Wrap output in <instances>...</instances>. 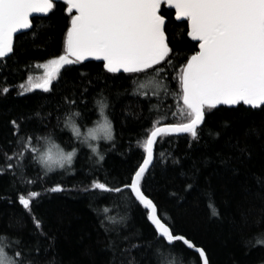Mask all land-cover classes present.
Returning a JSON list of instances; mask_svg holds the SVG:
<instances>
[{
    "label": "snow or ice",
    "instance_id": "obj_1",
    "mask_svg": "<svg viewBox=\"0 0 264 264\" xmlns=\"http://www.w3.org/2000/svg\"><path fill=\"white\" fill-rule=\"evenodd\" d=\"M60 3L66 16L62 53L37 64L43 69L42 76H27L18 91L24 96L40 89L48 94L43 98L48 106L40 105L26 115L11 118L14 139L0 153V176L9 175L17 193L15 200L7 202L23 210L21 222L23 216L31 219L35 239L27 242L18 232H0V264H60L55 255H48L50 250L54 252V244H44L53 238L44 231L43 218L36 213L37 200L42 198V191L66 190L63 182L43 187L56 170L72 176L83 171L75 166L82 147L88 150L89 170L86 179L74 187L96 198V218L104 242L101 251L107 256L104 264H181L187 259V250L198 254L192 256L195 264H210L207 249L178 232L170 214H160L146 184L150 175L155 179L152 170L157 163H165L163 151L159 157L156 155L158 144L187 136L188 151L184 155L189 156L202 139L214 110L223 108L233 113L234 119L225 118L220 129L210 131L213 140L237 121L248 119L256 111L264 112V0H0V62L14 55L17 33L36 27L33 14L50 21V14ZM165 6L174 10V18L165 15ZM170 23L182 26L181 39L186 34L192 42L190 54L176 50ZM41 27L50 30L54 25L49 22ZM36 36L37 32L32 31L33 40ZM89 60L102 64L94 78L80 72L75 81L63 79L62 69L66 66L83 65ZM115 81L120 83L116 85ZM99 83L103 86L93 95L99 121L82 132L87 122L89 90ZM57 86L61 89L60 100L54 101L50 97ZM114 87L117 98L130 96L138 105V111L122 113L121 123L131 121L142 129L143 139L137 138L142 159L109 181L97 178L102 170L112 175L104 167L109 151L121 156L133 151L129 146L125 153L116 142V114L111 101ZM9 91L7 86L2 88V94ZM57 130L70 131L71 150H61L52 143ZM101 138L108 143V150L102 151L92 143ZM253 141L264 150V123L245 127L240 136H228L223 144L226 151L215 154L231 176H237L252 159ZM169 159L173 166L181 164L175 153H170ZM204 162L194 161L191 175L179 173L187 176L183 193L196 186L198 165ZM253 176L254 186L241 183V196L244 200L252 197L258 204L240 203L236 214L222 212L216 205L210 181L205 193L209 196L210 215L238 233L244 255L264 248V170ZM171 196L178 207L183 196L176 192ZM121 197L126 199L121 201ZM114 201L126 213L133 206L142 208L154 229L152 236L145 238L134 228L129 215L119 219L111 215L109 205Z\"/></svg>",
    "mask_w": 264,
    "mask_h": 264
},
{
    "label": "trees",
    "instance_id": "obj_2",
    "mask_svg": "<svg viewBox=\"0 0 264 264\" xmlns=\"http://www.w3.org/2000/svg\"><path fill=\"white\" fill-rule=\"evenodd\" d=\"M165 15L173 17V11L164 8ZM50 21L47 18L34 17L33 23L36 27L17 34L14 37V55L6 61L0 62V153L8 146L9 141L14 137L11 135V118L21 117L30 113L40 105L48 106V100L43 99L46 95L40 89L26 93L24 96L18 95L19 84L26 81L27 76L34 78L41 77V68L36 65L46 62L53 54L62 53L63 33L66 25V16L63 12L62 3L58 4L53 14H50ZM52 23L54 27L50 30L43 29L41 26L46 23ZM181 25L170 23L168 25L170 36L176 43V50L181 53H189L192 49V42L184 35L180 36ZM32 31L37 32L33 40ZM102 69L101 62L86 61L83 65L66 66L62 69V77L66 80H77L80 72L90 73L93 78L95 74ZM116 85L120 82L115 81ZM173 84L175 82L173 81ZM9 87L10 91L2 94V88ZM102 83L96 87L90 88L87 103V122L84 127H91L98 119V109L93 100L94 93L102 87ZM61 89L57 86L56 93L50 97L51 100L59 101ZM111 101L115 107L114 134L116 142L121 150L127 153L129 146L133 149L130 155L121 156L111 153L107 155L104 167L110 170H102L97 177L101 180L111 181L117 174H125L133 165H136L142 159V151L137 149V138L143 139L142 129L138 124L128 121L122 125L121 115L125 110L138 111V105L133 102L130 96L117 98L116 88H113ZM225 118L234 119V114L223 108L213 112L208 117L207 125L202 132V139L195 145L189 156L184 153L187 150V136H180L179 139L170 138V142L157 145L156 155L163 151L164 164L157 163L152 170V175L148 178L146 191L154 202L158 205L160 214L167 217L169 214L175 221V227L178 232L186 233L198 246L207 249L210 258V264H262L264 262V248H255L248 255L242 253L239 244V235L229 228L227 223H221L210 215L208 184L210 181V192L214 193L215 203L222 212L228 211L232 214L237 213V205L244 203L246 205L258 204V201L252 197L247 200L242 199L241 183L255 185L253 173L259 174L264 170V150H262L258 141H253L255 151L252 159L247 162L240 173L233 177L229 174L215 154L223 149L224 140L230 136H240L244 128L249 125H260L264 123V112L256 111L248 119L234 123L233 128L224 131L223 135L215 140L209 136L210 131L220 129ZM174 122V121H173ZM55 123V121H53ZM82 127V128H84ZM81 128V129H82ZM58 137V138H57ZM52 143H57L65 149H71V133H63L57 130L56 137ZM102 151L108 150L109 145L104 140L97 142ZM178 145V147H177ZM47 146V145H46ZM10 150V149H9ZM181 158V164L173 166L169 159V154ZM88 150L81 148L79 155L75 160L78 171L75 176L61 174L56 170L48 181L43 185L44 188L54 186L58 182H63L64 192L51 193L42 191V198L37 200V215L43 218L44 231L53 238L52 241H44V244L53 243L54 252L49 251V257L55 255L60 264H104L107 259L106 254L101 251L104 247L103 233L98 227L96 218V198L93 195L86 194L74 185H80L81 181L86 179L85 172L89 170V163L86 160ZM190 157V158H189ZM203 159V165H198V182L196 186L188 193H183V187L187 182V176H181V171L191 175L194 161ZM166 169V171H165ZM31 174V169L29 170ZM47 174V173H46ZM82 186V185H81ZM37 190H41L37 188ZM176 192L183 196V200L177 207L176 200L171 196ZM17 193L13 187L9 175L0 176V232H18L23 235L27 242L34 241V226L27 216H21L23 210L14 204H9L8 199L15 200ZM121 197L120 200H125ZM116 201L109 205L111 215L119 219L124 215L130 216V222L138 231H142L145 238L151 237L154 231L153 227L146 221V213L142 208L133 206L127 213L124 208L118 207ZM22 223L25 225L22 227ZM264 227V225H261ZM256 231L255 228L252 229ZM85 249L88 254H85ZM191 250H187V259L181 264H195L192 259Z\"/></svg>",
    "mask_w": 264,
    "mask_h": 264
},
{
    "label": "rangeland",
    "instance_id": "obj_3",
    "mask_svg": "<svg viewBox=\"0 0 264 264\" xmlns=\"http://www.w3.org/2000/svg\"><path fill=\"white\" fill-rule=\"evenodd\" d=\"M41 71H42V73H41V75H42V74H43V69H41ZM98 121H99V114H98V119H97L96 122H98ZM96 122H95V123H96ZM95 123H94L91 127H94V126H95ZM87 128H89V127H84V128L81 129V131H82V132H86ZM81 139H83V137H81ZM100 140H103V138H101ZM100 140H99V141H100ZM97 142H98V141H96V142H92V143L97 144ZM54 144L58 145L59 148H60L61 150L69 151L68 149L63 148L62 146H60V145L57 144V143H54ZM47 146H50V145H47ZM47 146H46V147H47ZM53 150L55 151V149H53ZM70 150H71V149H70Z\"/></svg>",
    "mask_w": 264,
    "mask_h": 264
},
{
    "label": "water",
    "instance_id": "obj_4",
    "mask_svg": "<svg viewBox=\"0 0 264 264\" xmlns=\"http://www.w3.org/2000/svg\"><path fill=\"white\" fill-rule=\"evenodd\" d=\"M165 8H166V6H165ZM167 9V8H166ZM171 11H173V17H174V10H171ZM40 16H42L41 14H33V17L32 18H34V17H40ZM25 31H28V30H22V32H25ZM21 32V33H22ZM17 34H19V33H17ZM16 34V35H17Z\"/></svg>",
    "mask_w": 264,
    "mask_h": 264
}]
</instances>
